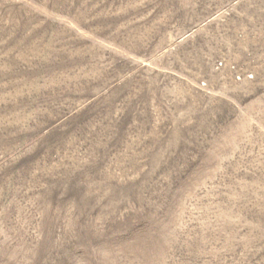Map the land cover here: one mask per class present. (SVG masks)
<instances>
[{"label": "rangeland", "instance_id": "374dc122", "mask_svg": "<svg viewBox=\"0 0 264 264\" xmlns=\"http://www.w3.org/2000/svg\"><path fill=\"white\" fill-rule=\"evenodd\" d=\"M0 264H264V0H0Z\"/></svg>", "mask_w": 264, "mask_h": 264}]
</instances>
